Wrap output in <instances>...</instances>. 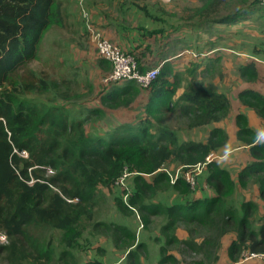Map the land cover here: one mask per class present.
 <instances>
[{
  "label": "trees",
  "instance_id": "16d2710c",
  "mask_svg": "<svg viewBox=\"0 0 264 264\" xmlns=\"http://www.w3.org/2000/svg\"><path fill=\"white\" fill-rule=\"evenodd\" d=\"M128 1L106 0L102 18L121 31L132 50L115 44L134 57L142 72L148 70V39H167L182 30H206L237 13L248 14L251 7L261 9L256 0H172V11L158 4L145 8L137 5L131 11ZM62 5L61 0H0V234L6 236V242L0 243V256L5 253L9 264L26 260L30 264H42V260L69 264L66 259L73 261L72 251L80 247L79 239L85 222L92 219L100 189L122 184L129 177L131 191L125 200L114 197L121 215L164 218L161 228L169 232L166 243H182L175 236L181 223L202 229L199 242H184L195 254L209 258L211 264L218 260L223 238L233 235L227 249L229 264L239 262L244 253L262 256L264 264V220L258 204L252 200L235 202L238 189L246 191L254 185L264 203V141H257L246 117L238 116L237 137L249 138L242 141L248 146L249 161L234 179L215 158L206 161L226 143L222 130L213 129L205 141L180 140L177 131L164 123L165 113H177L189 129L219 123L230 112L229 98L193 80L194 69L186 75L174 71L165 61L147 89L127 82L117 95L105 98L110 108L127 107L140 90L149 91L144 115L138 122L119 125L103 136L87 132L88 117L80 118L78 111L67 107L66 101L71 98L67 80L58 85L47 74L30 67L40 60V47L48 31L63 26ZM108 8L113 10L108 12ZM125 12H129L128 21ZM92 23L102 31L99 21ZM98 59L101 64H109ZM60 86L65 87L63 93L58 92ZM239 99L264 119L263 95L247 90ZM89 112L98 115L97 119L103 114L100 109ZM218 135L221 140H216ZM171 163L181 169L172 184L165 168ZM198 164H205L204 182L211 194L192 198L194 191L183 174ZM200 177H195L196 184ZM170 189L177 198L165 204L159 199ZM94 226L105 236L110 233L116 245L122 242L128 264H141L130 249L140 244L133 242L135 233L127 226L104 222ZM30 227L59 232L61 250L55 252L51 245L32 237ZM188 231L191 234L193 230ZM161 250L165 255L164 246ZM162 263L178 264L177 257L166 254Z\"/></svg>",
  "mask_w": 264,
  "mask_h": 264
},
{
  "label": "rangeland",
  "instance_id": "374dc122",
  "mask_svg": "<svg viewBox=\"0 0 264 264\" xmlns=\"http://www.w3.org/2000/svg\"><path fill=\"white\" fill-rule=\"evenodd\" d=\"M188 1L193 2L195 0ZM61 2L63 4L62 6L65 8L63 26L61 28L55 26L48 31L45 40L40 47V60L31 63L30 67L47 74L51 79H54L58 85L63 79L67 80L66 86L69 88V96L71 97L66 101L67 107L73 112L78 111L80 118L88 117L85 125L87 132L103 136L119 125L136 123L138 118L136 111H127L126 107H121L122 109L118 108L120 110H114L116 108H110L108 107V104L106 105L105 98L108 96V91H105L106 85L103 84L102 79L110 71V66L107 63H99L96 51L90 44L88 36L85 33L84 19L78 8V0H61ZM104 2H106V0H86V10L91 16H103L101 13L106 11V9H104V7L106 8V3ZM148 4L151 6L152 4H158L171 11L175 8L171 5L172 1L169 3H162L159 0H129L127 2L131 11H134L132 8H136L137 5L145 8ZM255 8L259 12L257 20L262 21L264 19V9L261 7V9L257 7ZM112 10L113 8H108V12ZM132 14H134L132 17L135 16V13ZM91 20L98 23V21L94 20L92 17ZM258 30L259 28H256V31L259 33ZM185 31L186 30H182L178 33L171 34L167 39H148L147 43L151 48L149 51H146L148 62L145 64V69L156 67L160 61V56H168L172 59L174 54H180V52L187 48L200 55L199 59H197L198 61L185 58L186 56H180L171 60L173 63L172 66H174V69L177 71L183 72L186 75L189 71L194 69L195 73L191 76L193 80L196 82L201 81L206 86L208 84L211 85L214 76H203L200 67L203 64V59L211 58V60H214V58H216L218 54H222V52H213L211 54L208 53L209 47H205L203 50L198 49L202 47L201 43L197 48V46L193 44V41L189 40V42H187ZM203 42L206 43L207 40H204ZM201 54H203L204 57L203 55L201 56ZM213 63H216V61L214 60ZM189 78L190 77H187V80H189ZM242 80L245 81V79ZM233 81L235 82L236 78H234ZM64 88V86H60L58 92L63 93L65 91ZM136 97L137 96L133 98V101ZM98 104L102 106V108L95 107ZM91 108L100 109L103 112V114L99 116V119H97L98 115H93V113L89 112V110H92ZM228 115L230 116V114ZM229 116L217 123L219 124L218 126L212 124L205 127L189 129V127H187V121L184 119H178L177 113H165L164 123L177 131L180 140L205 141L213 129L218 128L222 130L226 134L227 140L224 146L214 153V156L220 158L218 161H221V158H223L222 156L224 155L231 161L229 151L235 149V146L232 143H242V141L249 138L243 137L238 139V127L235 131V138L230 136L228 128L238 126L237 119L239 114L237 113L234 116V120H230ZM221 139L222 137L219 136L216 140ZM223 160H226V158H223ZM165 168L172 177H174L173 175L174 173L176 174V172L178 174L181 173V169L172 163L168 164ZM234 169H236V166H231L229 170L227 169L231 176L234 175ZM50 174V172L47 173V175ZM199 176L201 177L198 183L194 188H191L194 191L192 198H203L204 195L211 194V191L204 182L205 174L202 169ZM130 186V179L129 177H126L122 184L113 185L108 189H100L101 194L98 195L97 204L93 206L92 219L85 222L86 225L83 228L82 236L79 239L80 247L72 251L74 256L73 261L71 259H66L69 264H84L86 262L94 261H100L103 264L130 263V259L127 260L126 258L127 251L122 247V242L116 245L112 241V235L110 233L109 236H105V233H100L94 226L98 222L124 225L134 232L135 241L133 242L139 243L140 247L137 248L134 245L130 247V249L136 252L141 264H159L160 260L164 258L166 254L175 255L178 264H211L209 258H206L204 255L195 254L184 242H199L202 229L181 223L179 227H177V230H175V236L182 243H166V238L169 236V232L161 228L164 218H161L160 216H142L138 213L133 215L129 214L127 216L121 215L115 207L114 197L122 196L125 200L126 195L131 191ZM254 187V185L249 186L247 189L249 192H245V194L249 195L248 199H252L253 202H258L263 206V210H259V216L264 220V203L254 192L250 191L253 190ZM236 197L237 199H235V202L238 200L243 201L247 198L240 194H237ZM176 198L177 193L170 189L162 194L159 200L165 204H171L176 201ZM190 229L193 230L191 234L188 231ZM28 232L42 244L51 245L55 252L61 250L59 232L34 227L28 228ZM229 236L230 235H227L224 237L225 239L223 238L221 246L217 252L218 260L215 264L224 263V245L227 244ZM163 246L166 249L165 255L161 252V247ZM6 256L5 253L0 256V264H9ZM55 259H57V255H55ZM41 263L65 264L63 261L57 262L56 260L50 262H44V260H42ZM22 264L30 263L26 260L23 261Z\"/></svg>",
  "mask_w": 264,
  "mask_h": 264
},
{
  "label": "crops",
  "instance_id": "0c3cea01",
  "mask_svg": "<svg viewBox=\"0 0 264 264\" xmlns=\"http://www.w3.org/2000/svg\"><path fill=\"white\" fill-rule=\"evenodd\" d=\"M255 9V6L251 7L250 11H246L248 14L242 15V13H237L234 17H232L231 20H228L224 23H216L211 25L210 28L206 30H187L185 33L187 42H189V40L193 41V44L197 46V48L201 43L202 47L198 49L203 50L205 47H209L208 53L212 54L213 52H222V54H218L217 57L214 58L216 63H213L214 60H211V58L205 60L203 59V64L200 67L202 75L214 76L212 79V84H208L207 86H211L218 92L224 93L229 98L231 109L229 113L230 116H228L230 120H234V116L237 113L244 115L247 119L248 127L257 134V141H264V119H262L252 108L242 104L239 99L240 93L247 90L264 96V22L257 20L259 14L255 12ZM103 13L104 12L101 14ZM128 13L129 12L124 13V19L126 21L129 20ZM115 14H118L117 11ZM97 20L102 26L103 34L107 39L113 41L114 43L120 44V46L126 50H132V46L127 42L126 38L123 37L121 31H118L112 23H108L102 18V16L97 17ZM256 28H259V33L256 31ZM204 40H207V42L204 43ZM144 45L145 43H143L142 47H144ZM184 50L189 49L186 48ZM182 52H180V54ZM180 54H174L173 58L180 57ZM203 54H201V56ZM181 56H186L185 58L195 59L196 61H198L197 59L200 57L194 58L187 54H183ZM172 59H170V57L166 60L159 58L160 61L158 62L157 66H162L165 61L171 62ZM171 65H173L172 62ZM172 67L174 69V66ZM243 68L246 69L243 70ZM109 70H111L110 67ZM174 71L177 70L174 69ZM234 78H236L235 82L233 81ZM242 79H245V81ZM124 83L127 82L110 84L105 87V91H108V95H117L118 92L121 91L120 89ZM128 83L135 84L133 82ZM148 94L149 91L140 90L136 99L126 107L127 111H136L138 116L136 120L137 122L144 115V106L147 102ZM95 107L102 108V106L99 104ZM119 108L122 109L121 107ZM120 109L116 108L114 110ZM214 125L218 126L219 124L216 123ZM236 129L237 126L228 128V132H230L231 137L233 136L235 138ZM232 144H234L235 149L233 151H229L231 161L224 155L222 157L226 158V160L221 158V161H218L220 158L217 156V158L215 156L213 157L217 160V162L220 163L222 167H225L228 170L231 168V166H236V169H234V175H232L233 178H236L241 167L246 164L247 161H249L247 152L248 146L237 142ZM238 190L242 196L247 197L245 198L246 201L252 200L248 199L249 195L245 194V192H249V190ZM250 191L254 192L258 196L256 187ZM256 203L258 204L259 210H263V206L258 202ZM228 239L229 240L227 244L224 245L225 255L223 257V264L230 263L227 256V249L231 240L233 239V235H230ZM245 264H262V257L248 260Z\"/></svg>",
  "mask_w": 264,
  "mask_h": 264
},
{
  "label": "built area",
  "instance_id": "2783aa9c",
  "mask_svg": "<svg viewBox=\"0 0 264 264\" xmlns=\"http://www.w3.org/2000/svg\"><path fill=\"white\" fill-rule=\"evenodd\" d=\"M162 3H169L172 0H159ZM257 4L264 9V0H256ZM78 8L80 9V12L83 17L85 29L88 34L89 41L93 48L96 51L97 57L107 61L110 66L111 70L108 74L104 76L102 79L104 85H110L113 83L118 82H133L136 85H138L140 88L147 89L152 82L155 80L157 75L160 71V66H156L153 68H150L144 72L140 71L137 67L136 61L132 55L124 51L120 46L116 45L115 43L108 40L106 37L103 36V33L100 29L95 27L91 21V15L86 10L85 7V0H78L77 2ZM187 54L194 58H197V55L190 50H184L181 54ZM23 157H27L26 152H21L20 154ZM212 159H214L213 156H209L206 158V161L209 162ZM205 164H198L192 168H190L188 171H186L184 175V179L187 183L190 184L191 188H194L196 185V179L195 177L201 173V169H203ZM48 172H51V170L48 169ZM179 174L176 172L174 173V177L170 175L171 183L174 182L175 178ZM6 242V236L3 234H0V243ZM262 257L260 255L256 254H249L244 253L243 257L240 259L239 262L235 264H245L248 260Z\"/></svg>",
  "mask_w": 264,
  "mask_h": 264
}]
</instances>
